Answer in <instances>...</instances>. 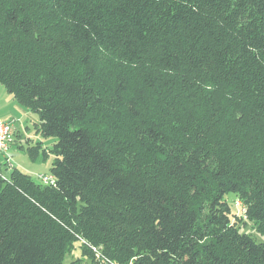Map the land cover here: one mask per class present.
Masks as SVG:
<instances>
[{
    "label": "trees",
    "instance_id": "trees-1",
    "mask_svg": "<svg viewBox=\"0 0 264 264\" xmlns=\"http://www.w3.org/2000/svg\"><path fill=\"white\" fill-rule=\"evenodd\" d=\"M98 49L136 85L103 95ZM0 84L56 182L0 174V264H78L80 238L115 264H264V0H0Z\"/></svg>",
    "mask_w": 264,
    "mask_h": 264
},
{
    "label": "rangeland",
    "instance_id": "rangeland-1",
    "mask_svg": "<svg viewBox=\"0 0 264 264\" xmlns=\"http://www.w3.org/2000/svg\"><path fill=\"white\" fill-rule=\"evenodd\" d=\"M92 68L95 73V81L102 93L104 90L110 93L112 91L113 82L122 77L128 81L131 87H134L137 83L138 68L123 64L117 59L114 52L103 49L96 50L92 58ZM9 102L12 103L11 106H9ZM14 103L15 102L12 101L11 97L0 84V117L15 111V118L19 119L15 127L18 129V136L16 137L17 144L10 147V149L13 147L10 153L12 165L21 173L29 176L34 183L40 184L36 175L50 173L48 169L51 167L52 157L49 155V151L52 150L55 139L50 137L43 138L38 134L36 131V124H38L37 115L22 109ZM12 106L14 107L13 109ZM120 111L121 114L124 113L123 106H121ZM36 148H38L37 157L33 154ZM45 149L47 150L46 154L44 153ZM9 173L10 170H6L2 175L8 178ZM226 200L231 207L232 213L237 219H241L243 206L240 200L233 195L226 196ZM239 231L251 234L257 241L261 240L252 223H240ZM91 247L90 243L80 238L78 242L75 243L72 252L66 257V262H69L71 259L76 260L79 258L80 261L78 264H88L86 260L81 257V249L84 248L91 254ZM95 248L102 253L101 247Z\"/></svg>",
    "mask_w": 264,
    "mask_h": 264
},
{
    "label": "built area",
    "instance_id": "built-area-1",
    "mask_svg": "<svg viewBox=\"0 0 264 264\" xmlns=\"http://www.w3.org/2000/svg\"><path fill=\"white\" fill-rule=\"evenodd\" d=\"M14 120L4 121L0 118V174L5 170L12 168L9 150L15 144V135L13 130ZM37 180L44 186L54 187L56 182L51 174L36 175ZM91 253L94 258V263L90 264H115L103 256L101 251L91 247Z\"/></svg>",
    "mask_w": 264,
    "mask_h": 264
},
{
    "label": "crops",
    "instance_id": "crops-1",
    "mask_svg": "<svg viewBox=\"0 0 264 264\" xmlns=\"http://www.w3.org/2000/svg\"><path fill=\"white\" fill-rule=\"evenodd\" d=\"M10 97H11V99H12V101L13 102H15L14 104L16 105H18L19 107H21L22 109H25V108H23L20 104H18L17 103V101L16 100H14V98L11 96V95H9ZM9 104V106H11V102H9L8 103ZM14 105V106H15ZM14 107L12 106V109H13ZM26 111H28L27 109H25ZM29 112V111H28ZM15 111H13L12 113L10 112L9 114H7L6 116H2V117H0L1 119H4V120H14L15 122H14V125H13V130H14V135H15V144L14 145H16L17 143H16V137L18 136V129H16L15 127H16V124L19 122V119H17V118H15ZM17 122V123H16ZM13 148V147H12ZM12 148L9 150V156H10V153H11V151H12ZM37 150H38V148H36L35 149V151H34V155L37 157ZM44 153L46 154L47 153V150L45 149L44 150ZM49 155L52 157V160H53V156H52V154H51V151H49ZM45 157H47V156H45ZM10 158H11V156H10ZM38 159V158H37ZM45 160V159H44ZM12 163V162H11ZM12 167H13V165H12ZM49 171H50V168L48 169ZM49 174V173H48ZM40 175V174H39Z\"/></svg>",
    "mask_w": 264,
    "mask_h": 264
}]
</instances>
